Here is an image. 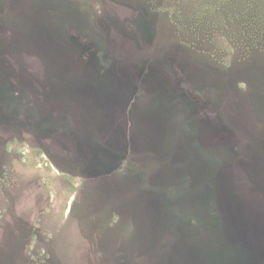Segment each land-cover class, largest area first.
Returning a JSON list of instances; mask_svg holds the SVG:
<instances>
[{"label":"rangeland","instance_id":"374dc122","mask_svg":"<svg viewBox=\"0 0 264 264\" xmlns=\"http://www.w3.org/2000/svg\"><path fill=\"white\" fill-rule=\"evenodd\" d=\"M0 80V264H264V0H0Z\"/></svg>","mask_w":264,"mask_h":264},{"label":"flooded vegetation","instance_id":"af4514ba","mask_svg":"<svg viewBox=\"0 0 264 264\" xmlns=\"http://www.w3.org/2000/svg\"><path fill=\"white\" fill-rule=\"evenodd\" d=\"M6 88L8 90V94L6 96V93L3 92L2 88ZM0 98L2 99V103L7 105L9 104L8 98L11 97L13 104L15 106V109L21 102H18V95L17 91L13 92V85L10 83L3 82L0 80ZM17 89V87H16ZM18 90V89H17ZM19 91V90H18ZM13 106V107H14ZM4 112H0V120L5 116ZM206 119H209L207 116H205ZM66 120V118H63ZM68 121V120H67ZM60 126V123H58ZM68 127L63 128V127H51L50 129L46 130H40L43 132L44 135L47 137L49 136H64L65 139L72 141V144L69 146L66 143L64 146H66V149L68 150L67 154L65 153L64 155H60V157L65 161V162H74V163H79L80 168L86 171V175L82 174H76L75 177L81 179V182L78 185V188L74 190V194H72V197L70 198V201H72V204L76 203L80 195L82 194V191L85 189L87 186L88 188L90 187L95 188V185L98 183H101L105 189V192L110 193L112 195H116L117 191V185L115 182L116 175H117V166L114 163H117L118 155L113 151L114 149H111V151H104L102 152L101 150L98 149V146L94 142H98L97 138L99 137L98 134L93 133L94 129H91L89 133H83L81 129L72 127L70 123L68 122ZM117 151V150H115ZM59 167V166H58ZM63 172L67 173L66 170H63ZM77 173V172H76ZM72 175V174H71ZM73 176V175H72ZM70 184V182H69ZM73 184V183H72ZM70 184L68 186V189L71 190L74 185ZM40 187H36L35 191L33 192L32 195V203L36 202L37 198L41 196L40 191L43 193V189ZM76 187V186H75ZM40 190V191H38ZM70 205V204H69ZM69 208V207H68ZM73 206L71 205V210ZM33 208H31V211ZM115 211L111 212V216H113ZM27 214L28 212H24ZM17 223H19L22 226V220L15 216ZM109 224L107 223V227Z\"/></svg>","mask_w":264,"mask_h":264},{"label":"trees","instance_id":"16d2710c","mask_svg":"<svg viewBox=\"0 0 264 264\" xmlns=\"http://www.w3.org/2000/svg\"><path fill=\"white\" fill-rule=\"evenodd\" d=\"M77 20L76 19H74V18H69V20H67V22H70L71 23V25L73 24V22H76ZM56 23H58V22H56ZM86 25L88 26V28H89V23H86ZM67 26V25H66ZM68 26H70V24H68ZM69 28L70 27H68V30H69ZM81 31V30H80ZM217 217V216H216ZM227 260H225V259H223L222 261H219L218 263H220V264H226L225 262H226Z\"/></svg>","mask_w":264,"mask_h":264},{"label":"crops","instance_id":"0c3cea01","mask_svg":"<svg viewBox=\"0 0 264 264\" xmlns=\"http://www.w3.org/2000/svg\"><path fill=\"white\" fill-rule=\"evenodd\" d=\"M196 65H197V68H198V63H197ZM196 65L192 64V65H190V66L196 68ZM205 66H206V68L208 69V67H209L208 62L206 63ZM207 72H208V71H207ZM194 80H198V79H194ZM208 81H209V80H208V73H207V79H206V82L208 83ZM207 125H208V119H207V121H206V127L208 128L209 125H208V126H207ZM160 143H161V142H160ZM85 191H86V190H85ZM85 191H84V193H85ZM80 197H81V196H80Z\"/></svg>","mask_w":264,"mask_h":264}]
</instances>
